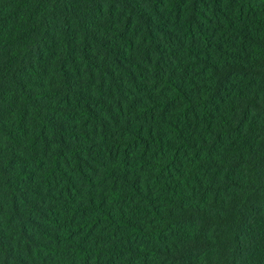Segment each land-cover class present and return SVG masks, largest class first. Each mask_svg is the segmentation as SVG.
I'll return each mask as SVG.
<instances>
[{
  "label": "trees",
  "instance_id": "trees-1",
  "mask_svg": "<svg viewBox=\"0 0 264 264\" xmlns=\"http://www.w3.org/2000/svg\"><path fill=\"white\" fill-rule=\"evenodd\" d=\"M0 264H264V0H0Z\"/></svg>",
  "mask_w": 264,
  "mask_h": 264
}]
</instances>
